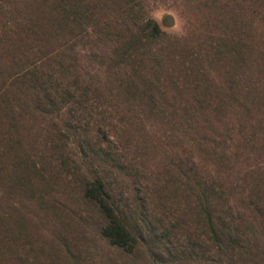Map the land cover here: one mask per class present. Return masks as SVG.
<instances>
[{
	"label": "trees",
	"instance_id": "1",
	"mask_svg": "<svg viewBox=\"0 0 264 264\" xmlns=\"http://www.w3.org/2000/svg\"><path fill=\"white\" fill-rule=\"evenodd\" d=\"M120 1L119 12L109 16V6ZM142 1L0 0L3 155L27 163L17 135L19 125L29 123L27 109L32 116L74 114L72 104L80 108L81 100H90L94 81L80 88L71 68L79 71V44H99L114 69L117 86L112 88L129 103L119 122L133 125L142 144V130L150 126L163 132L166 143L188 146L189 158L177 159L179 171L172 176L174 184L182 179L178 175L186 179L183 217L195 228L185 224L187 234L180 237L187 243L180 240L182 250L172 245L177 251H171L168 263L183 264L187 254L190 262L203 264H256L259 244L264 245V0H189L198 20L183 39H169L155 19L143 14ZM98 87L94 91L109 93ZM184 89L191 92L184 100L195 109L170 110L168 105L183 99ZM173 90L179 93L170 96ZM21 102L19 113L15 108ZM137 105L143 110L136 111ZM79 147L84 153L85 146ZM241 162L248 166L242 183L234 178ZM135 193L136 205L122 206L100 172L84 175L82 182V198L104 220L102 238L127 255L148 240L142 228L147 197ZM169 236L163 226L160 237ZM3 245L0 241V264H8Z\"/></svg>",
	"mask_w": 264,
	"mask_h": 264
},
{
	"label": "rangeland",
	"instance_id": "2",
	"mask_svg": "<svg viewBox=\"0 0 264 264\" xmlns=\"http://www.w3.org/2000/svg\"><path fill=\"white\" fill-rule=\"evenodd\" d=\"M188 2L143 0L140 6L146 17L159 23L169 39H183L188 37L198 20L193 15V5ZM119 4L109 6V16L124 5L122 1ZM168 18L173 20L172 26L167 25ZM99 46L93 43L77 46L79 71L76 68L71 71L74 76L78 75L80 88L90 80L94 83L90 88V100H81L80 108L78 104H72L74 114L66 110L59 115L32 116L25 109L29 123L19 125L17 135L28 164L20 162L17 156L3 155L6 144L0 136V241H4L3 246L10 257L8 264H167L171 251L182 250L180 246L186 237L180 236L188 231L185 224L194 232V222H188V216L183 217L188 211L185 209L188 208L185 188L182 187L186 179L178 175L182 179L174 184L175 176H172L179 171L177 159L189 158L188 146L166 143L163 132L150 126L142 130L146 141L142 144L138 138L140 133L133 125L119 122V114L128 109L129 103L123 102L120 90L112 88L117 86L114 69L107 59L108 51ZM93 85H99L109 93L94 91ZM170 92V96L179 93ZM190 93L184 89L180 95L183 99L176 100L178 105L172 102L175 105H168L169 109L194 110L195 106L184 100ZM112 94L118 95L120 101L111 98ZM16 106V112L21 113L24 103ZM138 106L136 111L143 110ZM135 135L136 138L131 140ZM81 145L85 146L84 153H81ZM98 147L103 151L97 154L93 150ZM146 151L148 155H144ZM187 167L185 165L184 169ZM247 167L241 162L237 168L234 178L240 183L246 177ZM95 171L110 184L114 196L123 200L120 205L135 206L138 202L135 192L147 197L148 212L144 213L147 216H144L142 228L148 240L142 241L132 255L111 247L102 238L100 229L104 220L98 209L82 198L84 175L90 176ZM156 183L158 187L155 188ZM148 186L152 190H148ZM163 226L168 227L171 234L165 239L160 237ZM186 243L184 241L183 245ZM261 243L256 264H264V245ZM182 256L183 264H203L201 261L190 262L187 254Z\"/></svg>",
	"mask_w": 264,
	"mask_h": 264
},
{
	"label": "water",
	"instance_id": "3",
	"mask_svg": "<svg viewBox=\"0 0 264 264\" xmlns=\"http://www.w3.org/2000/svg\"><path fill=\"white\" fill-rule=\"evenodd\" d=\"M173 20L171 19V18H168L167 19V25H169V26H172L173 25Z\"/></svg>",
	"mask_w": 264,
	"mask_h": 264
}]
</instances>
